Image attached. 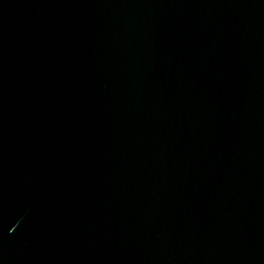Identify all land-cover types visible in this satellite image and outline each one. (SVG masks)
<instances>
[{"label": "water", "instance_id": "obj_1", "mask_svg": "<svg viewBox=\"0 0 264 264\" xmlns=\"http://www.w3.org/2000/svg\"><path fill=\"white\" fill-rule=\"evenodd\" d=\"M0 264H264V0H0Z\"/></svg>", "mask_w": 264, "mask_h": 264}]
</instances>
